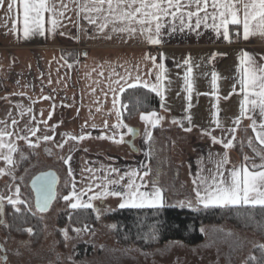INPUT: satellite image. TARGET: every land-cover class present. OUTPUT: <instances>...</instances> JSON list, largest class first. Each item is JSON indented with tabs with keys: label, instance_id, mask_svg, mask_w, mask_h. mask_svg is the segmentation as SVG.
Wrapping results in <instances>:
<instances>
[{
	"label": "crops",
	"instance_id": "0c3cea01",
	"mask_svg": "<svg viewBox=\"0 0 264 264\" xmlns=\"http://www.w3.org/2000/svg\"><path fill=\"white\" fill-rule=\"evenodd\" d=\"M9 2L4 0V7L0 8V121L6 122L0 123V128H6V131L12 133L10 138H5L6 142L15 143L17 147L29 145L28 140L18 139V136L25 135L21 129L26 126L39 129L35 136L28 134L32 143L49 142L57 147L65 140L74 141L65 133L76 137L82 134L87 136L89 133L90 137L97 138L112 136L113 130L111 127L105 128L104 122L107 121L109 126L118 122L112 112L113 95L110 86L115 87L112 80L118 78L113 72L123 76L127 70L135 76V65L142 78L156 83L155 76L158 73L151 60L144 59L146 55L156 57L157 63L164 64L167 69L164 73L166 78L161 81V110L156 112L158 117H163L160 123L152 128L141 116L130 124L123 120L129 127L139 129L135 142L138 152L134 151L132 156L127 154L125 146H128L126 139L129 133L126 128L115 130L117 139L120 134H124L125 143L117 144L110 139L99 138L104 145H109L104 147L106 149H103L105 151L101 155L96 154L95 150L84 148L83 143L89 137L76 140L82 148L69 154V166L73 179L78 181L76 184L79 192L87 191L88 184L93 185L94 192H100L101 189L96 188L95 184L101 181L94 177L108 175L111 168L118 169L120 175L132 170H139L143 175L150 170L149 175L144 177L147 187L141 190L151 191L155 185L150 146L154 145V140L160 139L161 130L169 132L172 145L178 147L176 161L183 163L182 171L192 176L194 173L199 179L210 178L215 174V162L225 153L230 161L226 169L241 166L244 155L253 157L257 164L261 163L252 149L264 153V146L255 139V133L250 127L251 120L241 117L233 141L235 146L231 149H225L222 143H214L212 137L226 143L231 138L228 130L237 127L234 120L240 117V104L244 95L239 83V55L241 50L247 51L254 55L259 64H264V59H261L264 56V37L256 35L247 41L238 38L229 43L222 36L216 37L211 28L202 25L198 30L199 35L197 31L187 28L176 32L167 28L162 31V43L153 45L140 34L130 38L127 33H113L111 26L104 32L98 31L96 26L83 18L76 3L65 0L68 10L55 34L46 31L44 36L32 34L25 38L22 32V6L18 2L13 12L9 13ZM17 14L19 22L15 23V27L19 31L13 32V18ZM45 16L47 21L48 14ZM45 27L50 28V24L46 22ZM238 27L230 25V33ZM213 54L217 55L210 60ZM62 56L64 59H61ZM189 57L190 64H185L184 61ZM65 60L73 66L68 68ZM189 67L192 68L190 74ZM101 72L103 75H100ZM149 72L152 75L145 76ZM213 72L218 76L215 83ZM186 74L191 84L190 100ZM119 99L122 101V96ZM21 112L24 114L21 115ZM255 118L260 120L258 115ZM13 120L18 123L14 125ZM174 120L177 123H173ZM216 121H219V125ZM92 125L97 127L93 128ZM189 127L192 129L190 132L184 130ZM146 131L152 132L151 140L146 139ZM45 135L53 139L44 141L42 137ZM250 138L251 148L248 147ZM4 151L6 153L7 150ZM9 166L0 159V169L4 170V174ZM137 182H140L139 179ZM123 183H127V178Z\"/></svg>",
	"mask_w": 264,
	"mask_h": 264
},
{
	"label": "snow or ice",
	"instance_id": "6c2138e0",
	"mask_svg": "<svg viewBox=\"0 0 264 264\" xmlns=\"http://www.w3.org/2000/svg\"><path fill=\"white\" fill-rule=\"evenodd\" d=\"M22 6V32L25 38H28L32 34L45 35V32H51L55 34L57 28L61 24V19L65 17V12L68 10V3L65 0H10L7 4V11L12 13L17 3ZM72 3H76L79 12L83 14V18L88 21L89 24L97 27L98 31L104 32L111 26L113 33H127L128 36L134 37L136 34L143 35L145 39L153 45L162 43V31L171 28L172 32L188 30L198 31L203 25L205 28H211L216 37H223L225 41L232 43L235 39L242 38L247 41L250 38L259 35L264 37V0H70ZM4 7V0H0V8ZM211 9V11H209ZM48 14L46 21L45 14ZM17 17H14V26L12 31L18 32L19 29L15 27V23L18 21ZM170 18V22H169ZM46 22L50 24V28H46ZM239 26L234 32L230 33L229 26ZM111 39V37H108ZM68 55H71L69 53ZM84 55H87L84 53ZM217 54H213L209 59H215ZM226 55V54H225ZM61 59H64L62 56ZM146 60H151L154 70L158 73L155 76L156 83H151L148 79L142 78L139 75L138 66L133 67V70L137 72L135 76L131 72L125 70L123 76L113 72L114 76L118 78L112 80V84L115 87L110 86L112 92V112L115 113L117 123L109 126L107 121L104 122V127L113 130L112 136H101L100 139H110L113 142L120 144L125 143L124 134L119 135V139L116 137L115 130L126 128L127 133L137 135V131L134 128L129 127L123 122L122 111H128V105L123 103L119 97L122 96L128 90L146 89L148 92H154L161 96L163 99L162 84L161 81L165 79L164 73L167 69L164 64L157 63L156 57L146 55ZM264 59V56H261ZM77 63L79 61H76ZM185 64H190V57L184 61ZM65 64L68 68L73 65L65 60ZM240 65V90L244 94L240 104V117L234 120V124L237 127L229 129L231 138L225 143L223 140H218L215 136L212 137L214 143H222L225 149H231L235 145L236 136L235 133L238 130V126L241 123V117L247 118L252 121L250 127L255 133V139L261 146H264V64H259L254 55L247 51L241 50L239 55ZM192 68H188L190 74ZM100 75H103L101 72ZM152 73H146L145 76H151ZM213 82L218 79L215 72L212 74ZM111 79V78H110ZM123 81V83H122ZM185 82L188 84L189 97L191 99V84L189 82V76L185 75ZM51 83V80H49ZM95 91V89H93ZM23 95V93H20ZM107 96V93H105ZM49 99V97H44ZM18 107H23L19 105ZM53 107H55L53 105ZM191 107V105H189ZM32 111L31 108L28 109ZM99 111V109H97ZM24 113L21 112V115ZM41 115L43 113L41 112ZM111 115V113H109ZM260 117L257 121L256 116ZM35 117H33L34 119ZM51 116H49V119ZM141 119L152 128H155L163 117H158V114L154 111L141 113ZM189 123H191V117H188ZM0 123H6L0 121ZM15 125L18 122L13 120ZM46 123V121L44 122ZM177 123V121H173ZM219 125V121H216ZM87 125H85L86 127ZM93 128L97 127L92 125ZM181 127L183 125L181 124ZM185 131L190 132L191 127L185 128ZM25 135L18 136V139L28 140L30 147H37L29 140L28 134L35 136L38 128L21 129ZM83 132V129H82ZM210 135V133H208ZM12 133L6 131V128H0V159H3L8 165L15 163L13 154L18 151V147L15 143L6 142V137L10 138ZM65 136L76 141L84 140L90 137V133L86 136L82 134L79 137L65 133ZM44 141L52 140L53 137L43 136ZM146 139H152V132L146 131ZM64 143L59 144L61 149L64 147ZM243 145V142H241ZM248 147H252V139L248 140ZM7 150L6 153L4 150ZM256 157H259L261 163L254 162L253 157L244 155V163L241 166H233L231 169H226L225 166L230 162L227 153L220 160L216 161V172L210 178L201 177L200 185H198L195 191V205L191 200L178 201L177 206L189 207L194 211L199 210L200 207L204 209L210 207L219 208H240V207H259L264 211V153L257 152L256 149H252ZM67 164L71 160L69 155L67 158L61 157ZM249 161H253L249 163ZM227 171V175L225 172ZM149 171H145L143 175L139 170H132L126 172L123 175L119 174V170L111 168L108 175L102 176L99 179L101 182L95 184L96 188H100V192H94L93 185H89L87 191H76V184L73 179L71 184V192L69 195L63 196L62 199L69 202V207L72 209H93L97 214V219L100 217V209L95 208L93 201L103 199L108 196L121 198V202L118 204L119 208H162L165 206L163 191L159 187H153L151 191H142V188H146L147 184L144 182V177L149 175ZM117 174L113 176L112 174ZM4 174V170L0 169V175ZM69 176H72L71 167L69 166ZM49 177L53 179L49 180ZM127 178V183H123ZM139 179V183L137 182ZM39 182L37 187V199L36 207L40 211H45L49 208L52 200L55 199V191L53 185L56 183L54 174L47 173L36 178L33 182L34 186ZM155 183V182H154ZM193 184H197L194 180ZM93 193L88 196L87 200L83 197L88 193ZM16 199L7 197V202L15 208L16 212H20L21 208L18 205L24 204L25 201L19 199V188L16 189ZM4 196H0V215L4 212ZM75 202H71V201ZM28 211H31L29 208ZM2 222V221H0ZM115 227V225H111ZM87 225L83 228H75L77 234L81 231H88ZM28 233H32V229H26ZM65 239L68 237V230H62ZM261 252L260 257L250 256L249 259L253 264H264V244L257 246ZM3 246L0 245V250ZM6 261L7 257H3Z\"/></svg>",
	"mask_w": 264,
	"mask_h": 264
},
{
	"label": "rangeland",
	"instance_id": "374dc122",
	"mask_svg": "<svg viewBox=\"0 0 264 264\" xmlns=\"http://www.w3.org/2000/svg\"><path fill=\"white\" fill-rule=\"evenodd\" d=\"M159 138L154 140V145L151 144L150 156L153 159V183L162 189L165 206H177L178 201L186 200L195 205L194 189L200 185L201 178L182 171L183 163L176 161L178 147L172 145L169 132L161 130ZM88 139L83 143L84 148L95 150L96 154H103V149L109 146L95 136ZM126 141L127 144L131 141L130 134ZM37 145L19 146L13 158L15 163L0 177V196L5 197L4 212L0 215V245L7 264H253L249 257L259 258L261 255L257 246L264 244L263 236L229 223L204 226L205 239L196 246L168 242L143 250L134 245H122L116 239L115 227H111L115 224L109 218L119 209L121 198L109 196L93 201L94 207L100 209L99 219L93 209L74 210L62 199L71 192L73 176L68 173L69 162L66 164L61 157L67 158L73 150L82 148L81 143L68 141L62 149L49 142ZM128 146H125L127 154L132 156L134 151ZM50 170L58 173L60 185L50 211L40 214L35 208L29 184L34 176ZM74 181L75 184L78 182ZM17 188L19 199L25 201L18 205L21 208L19 213L7 202V197L17 198ZM76 191L79 192L77 184ZM92 194L89 192L83 199L87 200ZM15 213L21 214L23 220L14 221ZM84 225L88 226V231L79 234L73 231ZM28 228L32 233L26 231ZM63 229L68 230L67 240Z\"/></svg>",
	"mask_w": 264,
	"mask_h": 264
},
{
	"label": "trees",
	"instance_id": "16d2710c",
	"mask_svg": "<svg viewBox=\"0 0 264 264\" xmlns=\"http://www.w3.org/2000/svg\"><path fill=\"white\" fill-rule=\"evenodd\" d=\"M64 54L66 56V52ZM122 102L128 105V111H122L123 120L127 124L141 116V113L161 110L160 96L142 88L125 92ZM109 218L115 224L114 234L120 244L134 245L143 250L168 242L200 245L205 239L202 229L209 224L229 223L241 230L256 232L264 238V211L259 207H200L195 211L178 206L127 207L117 209ZM12 219L22 221L23 216L15 213Z\"/></svg>",
	"mask_w": 264,
	"mask_h": 264
},
{
	"label": "water",
	"instance_id": "95a60500",
	"mask_svg": "<svg viewBox=\"0 0 264 264\" xmlns=\"http://www.w3.org/2000/svg\"><path fill=\"white\" fill-rule=\"evenodd\" d=\"M131 128L136 129V131H137L138 134H137V135H132V134H130V136H131V141L128 143V145L130 146V148H131L133 151L138 152V149H137V147L134 145V142H135V140H136V139L138 138V136H139V129H138V128H135V127H131ZM47 173H52V174H54V178H55V180H56V183L53 185V188H54V191H55V194H56V195H55V199L52 200V202H51L49 208H48L47 210H45V211H40V210L37 209V207H36L37 187L39 186V182H37L35 186H34L33 182L36 181V178H37V177H39V176H41V175H43V174H47ZM51 179H53V177H49V180H51ZM59 185H60V176H59L58 173H57L56 171H54V170L41 172V173H39V174H37L36 176L33 177V179L31 180V182H30V184H29V187H30V189H31L32 192H33V195H34V205H35V208H36V210H37L38 213H40V214H46L47 212L50 211L52 205L54 204V202H55V200H56Z\"/></svg>",
	"mask_w": 264,
	"mask_h": 264
},
{
	"label": "flooded vegetation",
	"instance_id": "af4514ba",
	"mask_svg": "<svg viewBox=\"0 0 264 264\" xmlns=\"http://www.w3.org/2000/svg\"><path fill=\"white\" fill-rule=\"evenodd\" d=\"M5 257L4 249L0 250V264H7V260L3 259Z\"/></svg>",
	"mask_w": 264,
	"mask_h": 264
}]
</instances>
